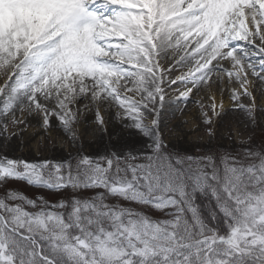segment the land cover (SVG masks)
<instances>
[{"label":"snow or ice","instance_id":"snow-or-ice-1","mask_svg":"<svg viewBox=\"0 0 264 264\" xmlns=\"http://www.w3.org/2000/svg\"><path fill=\"white\" fill-rule=\"evenodd\" d=\"M0 78V133L27 112L75 141L86 100L102 128L112 110L140 138L97 156L0 157V264H264V146L193 155L160 132L177 85L186 105L216 83L255 125L264 0H0ZM209 99L197 103L213 136L225 113ZM10 181L71 194L33 199Z\"/></svg>","mask_w":264,"mask_h":264},{"label":"rangeland","instance_id":"rangeland-1","mask_svg":"<svg viewBox=\"0 0 264 264\" xmlns=\"http://www.w3.org/2000/svg\"><path fill=\"white\" fill-rule=\"evenodd\" d=\"M173 54L162 60L167 66ZM187 69H178L173 75L180 74ZM252 79L250 91L255 97L257 105L256 123L253 125L247 120L244 112L233 110L235 104L230 99V91L225 89L223 95L216 83H211L210 87H202L199 92H195L190 97L189 102H177V88L183 89V85L166 88L164 108L160 115V132L169 148H174L188 154L198 155L200 152L212 151H236L239 149L264 146V83ZM0 83L3 79L0 78ZM211 96L216 97L217 103L223 100L224 115L213 117L211 127L215 134L209 136L207 129L209 125L203 123L200 101L206 107L211 104ZM241 103H250L247 97H241ZM86 100H80L76 107L80 108L81 114L79 122L74 125L77 138L75 141L70 139L59 126L55 117L51 119V127L45 131L41 127V118L37 115H29L27 112L17 113L24 123L13 125L9 123L7 133H0V157L12 159H25L30 162L44 159L63 160L69 157H78L86 154L97 156L104 154L123 145L138 147L134 141L136 134L125 129V135L114 136L110 130L114 125H121L113 118V111L102 110L105 126L102 128L95 122L93 110L83 111ZM209 115L211 111L209 109ZM123 139H121V138ZM120 138V141L118 140ZM99 142H96V140ZM200 150L198 152L197 150ZM14 188L28 197L35 199L43 196L45 199L56 202L57 200L69 196V192H50L46 189H37L28 186L22 181H10L7 185ZM4 191L0 188V193ZM91 194V193H85Z\"/></svg>","mask_w":264,"mask_h":264},{"label":"bare ground","instance_id":"bare-ground-1","mask_svg":"<svg viewBox=\"0 0 264 264\" xmlns=\"http://www.w3.org/2000/svg\"><path fill=\"white\" fill-rule=\"evenodd\" d=\"M171 53V52H170ZM171 54H173V53H171ZM125 129H127V128H124L123 126H121V125H114V126H112V128H111V130H110V133L108 134L109 136H110V134H112V135H114V136H116V135H118V136H122V137H124V135H125ZM128 130V132H130L131 133V131L129 130V129H127ZM121 138V137H120ZM120 138L118 139L119 141H120ZM134 138V141L136 142V144H137V141L140 139L139 137H138V135H135V137H133ZM121 139H123V138H121ZM99 140L101 141V139H98V140H96V142H99ZM139 146V145H138Z\"/></svg>","mask_w":264,"mask_h":264},{"label":"trees","instance_id":"trees-1","mask_svg":"<svg viewBox=\"0 0 264 264\" xmlns=\"http://www.w3.org/2000/svg\"><path fill=\"white\" fill-rule=\"evenodd\" d=\"M197 204H199L201 206V210L205 213L211 207V205L208 203V201L202 197L197 198Z\"/></svg>","mask_w":264,"mask_h":264}]
</instances>
